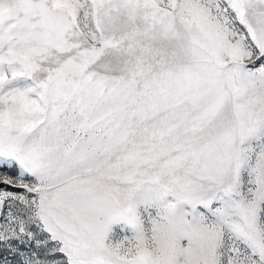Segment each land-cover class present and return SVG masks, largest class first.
Instances as JSON below:
<instances>
[{
	"label": "snow or ice",
	"instance_id": "6c2138e0",
	"mask_svg": "<svg viewBox=\"0 0 264 264\" xmlns=\"http://www.w3.org/2000/svg\"><path fill=\"white\" fill-rule=\"evenodd\" d=\"M0 264H264V0H0Z\"/></svg>",
	"mask_w": 264,
	"mask_h": 264
}]
</instances>
